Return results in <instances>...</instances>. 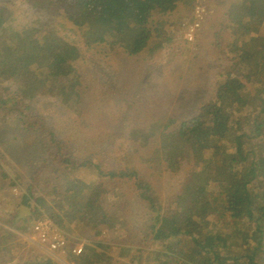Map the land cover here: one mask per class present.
<instances>
[{"label":"trees","instance_id":"trees-1","mask_svg":"<svg viewBox=\"0 0 264 264\" xmlns=\"http://www.w3.org/2000/svg\"><path fill=\"white\" fill-rule=\"evenodd\" d=\"M181 1L19 0L12 10L1 6L0 111L19 112L26 131L32 132L45 123L30 114L33 101L49 97L75 110L80 79L75 64H85L81 49L85 54L99 47L103 53L120 50L121 66L131 70L146 54L185 46L171 20ZM14 16L22 18L27 31L10 29ZM222 19L227 42L220 55L233 67L215 62L214 95L176 130L169 131L176 124L170 120L162 131L154 123L128 134L137 150L147 148V131L150 141H157L145 164L154 173L163 166L168 176L183 178L173 196L162 200L135 167L107 170L93 156L73 162L52 136L47 143L56 149L51 157L61 170L50 193L40 189L45 194L40 196L37 180L27 187L14 205L17 217L23 208L29 211L23 214L31 229L44 219L71 235V224L97 229L112 221L99 202L130 184L133 190H128L147 212L148 234L132 233L130 241L137 238L138 246L133 240L134 247L112 251L121 252L124 264H264V0H239ZM66 28L78 43L60 35ZM125 79L140 88L137 77ZM7 85L13 88L5 91ZM98 218H103L99 224ZM14 229L28 232L22 226ZM97 246L92 241L83 256L67 258L73 264H102L104 254L96 257ZM55 262L42 255L25 264Z\"/></svg>","mask_w":264,"mask_h":264},{"label":"rangeland","instance_id":"rangeland-1","mask_svg":"<svg viewBox=\"0 0 264 264\" xmlns=\"http://www.w3.org/2000/svg\"><path fill=\"white\" fill-rule=\"evenodd\" d=\"M238 2L182 0L172 14L174 31L182 33V23L191 19L197 5L214 11L197 43L181 44L150 57L146 54L131 70L130 67L121 66L123 55L120 50L103 53V48L99 47L85 54L81 49L85 64H75L80 76L75 110L62 107L61 103L49 97L33 101L30 114L42 120V124L45 122L35 128L36 131H26L17 114L19 112L11 115L0 111V264H25L42 255L49 257L30 241L31 223H25L26 214L17 217L14 205L19 204L24 191L36 180L37 192L43 189L50 193V185L55 183L61 170L59 163L52 161L51 157L56 149L47 143V139L52 136L64 145L65 154L73 162H82L93 156L107 170L137 168L142 178L151 184L164 201L180 189L183 178L168 176L163 166L157 168L158 172L155 173L147 169L145 161L157 143L150 141L149 131L147 148L139 146V150L132 146L128 134L149 129L154 123H160L162 131L170 120L176 124L169 131L176 130L214 95L215 62L219 67L223 66L220 53L227 42L222 16ZM18 4L19 0H0V7L8 6L11 10L14 9L11 6ZM21 21V17L14 16L10 29L27 31L28 28L23 27ZM36 23L40 25L43 19H37ZM53 25L56 27V22ZM63 31L61 36L78 43L69 28ZM166 64L168 66L165 67ZM162 65L164 67L159 71ZM121 73L125 77L135 76L137 81L144 84L149 79L150 85L142 87L141 83L139 89L137 86L135 88ZM12 88L7 85L4 90ZM44 163L47 167H44ZM127 186H124L126 192L122 188V192L120 190L112 199L106 197L99 202L103 214L109 217V221L112 219L109 224L97 229L87 225L84 227L83 224H71L73 234L68 233L70 236L63 231L69 240L84 246L96 240L100 247L95 248V254L97 258L99 254H104L100 259L104 262L102 264H124L118 257L121 252L112 254V251L117 247H134L131 244L133 240L138 246L140 240L137 238L130 241L132 233L133 236L142 233L144 237L148 234V226L145 224L147 212L134 197V191L128 190ZM129 188L132 189L131 186ZM39 195L45 194L39 192ZM121 197L123 201H120ZM97 220L99 224L103 218ZM21 226L28 228L26 234L14 229ZM5 233L14 234L16 239ZM101 236L107 240L106 243L101 241ZM106 259L111 260V263ZM55 263L73 264L67 257Z\"/></svg>","mask_w":264,"mask_h":264},{"label":"built area","instance_id":"built-area-1","mask_svg":"<svg viewBox=\"0 0 264 264\" xmlns=\"http://www.w3.org/2000/svg\"><path fill=\"white\" fill-rule=\"evenodd\" d=\"M191 15V19L184 21L181 28L186 43L194 45L208 19L214 15V11L199 4L194 8ZM222 65L230 68L233 63L229 59L224 58L222 59ZM30 241L46 255L59 262L68 255L81 257L85 252L83 244L72 245L68 236L58 230L48 219H44L33 226Z\"/></svg>","mask_w":264,"mask_h":264},{"label":"water","instance_id":"water-1","mask_svg":"<svg viewBox=\"0 0 264 264\" xmlns=\"http://www.w3.org/2000/svg\"><path fill=\"white\" fill-rule=\"evenodd\" d=\"M24 211H25V213H27L29 215V211L27 209H23V208H22L21 214H23Z\"/></svg>","mask_w":264,"mask_h":264},{"label":"clouds","instance_id":"clouds-1","mask_svg":"<svg viewBox=\"0 0 264 264\" xmlns=\"http://www.w3.org/2000/svg\"><path fill=\"white\" fill-rule=\"evenodd\" d=\"M180 30H181V29H180ZM182 35H183V32H182ZM183 37H184V36H183ZM184 40H185V39H184ZM197 41H198V40H197ZM185 42H186V41H185ZM196 43H197V42H196ZM196 43H195V44H196ZM195 44H194V45H195ZM187 45H189V44L187 43ZM223 59H224V58H223Z\"/></svg>","mask_w":264,"mask_h":264},{"label":"crops","instance_id":"crops-1","mask_svg":"<svg viewBox=\"0 0 264 264\" xmlns=\"http://www.w3.org/2000/svg\"><path fill=\"white\" fill-rule=\"evenodd\" d=\"M21 211H22V209H21ZM24 212H25V211H24ZM24 212H23V213H24ZM26 215H27V213H26Z\"/></svg>","mask_w":264,"mask_h":264}]
</instances>
